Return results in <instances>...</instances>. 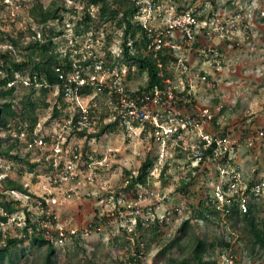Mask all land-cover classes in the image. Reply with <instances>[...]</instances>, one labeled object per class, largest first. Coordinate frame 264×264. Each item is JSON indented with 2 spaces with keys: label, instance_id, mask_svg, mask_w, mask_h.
<instances>
[{
  "label": "rangeland",
  "instance_id": "1",
  "mask_svg": "<svg viewBox=\"0 0 264 264\" xmlns=\"http://www.w3.org/2000/svg\"><path fill=\"white\" fill-rule=\"evenodd\" d=\"M133 1L140 8L141 0ZM156 2L167 9L172 7V12L177 14L194 8L199 19L212 14L227 18L241 15L233 34L213 39L221 67L216 71L213 66L207 65L210 72L207 73L208 85L196 83V86L202 85L199 102L207 103L205 106L211 109L222 107L213 118L211 127L214 132L237 140L240 151L230 170L241 174L247 187L246 206H254L256 219L264 222V191L258 197L250 193L251 188L264 183V143L244 148L248 137L264 129V0ZM37 3L44 8H60L62 20L50 22L48 26L60 33L53 39V50L60 54L61 59L64 54H70L71 62H76L85 72L87 64L92 67L94 61L101 60L105 69L114 70L122 76L126 89L136 93L145 87L146 75H140L134 64L129 68L124 58V64L121 61V29L112 23L100 25L96 20L97 9L88 6L87 0H0L1 53L8 47L4 35L15 37L21 34L23 43L40 38L41 27L30 17V9ZM86 13L92 18L88 29L83 24L79 25ZM201 44H206L204 38ZM15 58L22 60L23 56L16 53ZM195 69L192 68V73L199 72ZM27 74H18V80H27ZM176 74L185 79V75ZM13 85L14 94L0 102L10 101L12 108L19 113L26 109L25 99L30 97L34 109L28 114L33 113L37 119L35 135L47 142L58 140L64 143L60 158L54 157L47 145L48 149L42 152L16 147V152L25 162L0 159V203L6 199L18 202L16 213L9 217L13 221L3 223L0 230L5 237L20 241L8 249V255L0 260V264L43 263L47 247L33 244L30 229L24 231L26 219L30 223L41 220L42 208H47V216L53 218L65 232L64 241L53 244V264H126L138 242L144 244V258L139 264H179L183 258L191 257L197 238L207 244H216L223 238L232 247L240 264H264V250L250 242L251 237L243 223L235 219L230 221L225 212L217 208L214 192L219 172L215 162L204 161L194 166L190 153L177 149L167 159L160 177L156 176V172L148 178L145 188H136L143 197L150 190L167 194V199L159 203L160 209L156 213L163 216V222L158 221L155 229L143 228L136 234L132 233L131 219L126 218L125 213L128 204L130 206L134 201V194L123 190L129 179L128 173L135 175L147 156L151 160L156 158V146L147 132L136 123L132 124V128L117 123L96 136L101 126L114 123L115 100L106 95V90H92L88 97L83 98L82 105L89 108L94 125L86 133L87 137H81L70 125L78 112L75 102H60L56 89L44 95L35 88L30 94L31 89L21 81ZM199 107L204 106L199 104ZM191 108L187 109L190 111ZM54 110L57 111L56 117ZM28 114L24 116L27 123ZM14 121L4 125L8 131H1L0 137L15 133ZM69 159L75 162L74 174L66 180L57 178L55 182L57 172L51 167L52 160L61 167ZM4 179L23 185L31 196L2 192ZM145 203L137 206L141 208ZM199 213L204 214L206 219L200 218ZM2 214L0 209V217ZM184 223L187 227L183 230ZM41 228L38 226L36 233L43 235ZM72 229L76 231L75 235L69 233ZM176 237L180 238L179 244L157 262L154 261L155 255ZM3 241L0 245L4 244ZM218 250L217 247L214 252L207 249L206 254L216 261ZM210 258L205 257L206 260Z\"/></svg>",
  "mask_w": 264,
  "mask_h": 264
},
{
  "label": "built area",
  "instance_id": "2",
  "mask_svg": "<svg viewBox=\"0 0 264 264\" xmlns=\"http://www.w3.org/2000/svg\"><path fill=\"white\" fill-rule=\"evenodd\" d=\"M206 1V0H204ZM138 12L134 21L140 24L146 33L147 52L157 56L162 50H166L173 61L167 67L169 77L164 80V86H154L153 88L142 90L136 93L126 89L122 76L103 67V61H94L93 66L86 65L87 72L80 69L76 62L68 72H64L62 67L57 68L59 79L63 81L65 101L75 102L79 117L75 126H71L75 131L89 132L94 125L93 117L87 106L82 105V100L88 95L80 94L83 87H91L96 92L106 90V95L115 100L113 105V119L118 120L120 125L132 128V124L139 125L141 130H145L156 146V158L150 171L149 177L156 174L161 176L162 168L167 159L171 158L177 149L188 151L192 160V165L198 166L204 161L215 162L219 172V182L215 187V199L217 208L228 212L226 208L235 206L242 213H246V183L243 182L241 174L235 170H230L240 151L237 140L229 135H220L213 129L212 120L217 115L221 106L214 109L193 105V86L186 87V81L190 82L191 77L196 83L208 85V74L201 70L192 73L193 62L201 60L203 65L213 66L214 70L221 67L218 49L212 44L214 38H224L234 33V28L241 15L224 17L220 14L206 16L203 19L197 17L194 8L173 13L172 7L167 9L155 0H141ZM171 11L170 14L167 13ZM264 12V10H263ZM262 12V14H264ZM157 21L158 24H153ZM202 36L206 44H201L198 37ZM197 41L199 42L196 46ZM211 41L210 44H207ZM129 45V44H128ZM65 55V54H64ZM122 57V48L120 50ZM192 58H195L192 60ZM123 64V57L121 58ZM192 60V61H191ZM92 64V63H91ZM161 68V64H159ZM185 75V79L177 76L176 73ZM175 73V74H174ZM203 73V74H201ZM125 74V71L123 72ZM29 80H24V85H28ZM57 90V89H56ZM191 108L189 111L187 108ZM71 124V123H70ZM35 134V133H34ZM21 141H26V133L19 136ZM64 143V142H63ZM62 142L51 140L46 143L44 138H36L32 143L26 142L25 149L42 152L47 150V145L51 148L54 157H62ZM264 143V129L257 130L253 135L245 140L244 148H251L255 144ZM50 151V150H49ZM72 154L71 151H66ZM49 159V158H48ZM50 159L52 157L50 156ZM56 164L52 160L51 166L57 172L54 181L66 180L74 174L75 162ZM148 177V178H149ZM148 180V179H147ZM147 185V184H146ZM141 187V186H139ZM264 191V183H260L250 189V193L258 197ZM16 191H11L14 195ZM167 194H161L152 190L146 192V196L141 194L133 201L126 210L125 216L132 223L130 231L134 233L138 219L142 225H150L155 221L162 223L163 216H157L160 209L159 203L167 199ZM149 200V202H146ZM141 202H146L144 206H137ZM13 219L8 218L7 223ZM3 227V223H0ZM44 237L52 244L62 243L65 239L64 229L53 223H44ZM71 235H75L74 229L69 230ZM138 249V250H137ZM144 258V244L138 242L134 253L127 258L126 264H139ZM216 264H240L232 251V247L218 250L216 253Z\"/></svg>",
  "mask_w": 264,
  "mask_h": 264
},
{
  "label": "trees",
  "instance_id": "3",
  "mask_svg": "<svg viewBox=\"0 0 264 264\" xmlns=\"http://www.w3.org/2000/svg\"><path fill=\"white\" fill-rule=\"evenodd\" d=\"M87 3L88 6L90 5L97 9L96 20L100 25L112 23L121 29L122 57L129 65V68L134 64L138 73L140 75L145 74L147 77L145 87L139 91L147 90L154 86L163 87L164 80L169 77L167 67L173 59L166 50L159 52L156 57L150 52H147L146 31L140 24L134 21V17L139 8L135 5L134 1L87 0ZM30 17L41 27L40 38H34L27 43H23L21 34L15 37L12 35H4L8 42V47L2 53L0 52V100H5L14 94V82L21 81L23 83L24 80H18V74L24 75V73H28L27 79L29 80V84L26 85V87L31 89L30 94L34 93L35 88L41 90L44 95L52 89H57V99L60 100V102L65 101L64 84L63 81L59 79V73L56 72V69L62 67L64 72H68L72 67V62L70 60L71 56L66 53L61 59L60 54L54 52L53 39L57 38L60 33L55 32L53 28L48 26L50 22H59L62 20L60 8H44L43 5L37 3L30 9ZM91 20L92 18L90 15L86 13L79 21V25L83 24L85 28L88 29L87 27ZM0 41H2V39H0ZM198 44L199 42L197 41L196 46H198ZM16 53L21 54L23 59L16 60ZM159 64H161V68ZM92 90L93 88L91 87H83L80 89L79 93L88 95ZM25 104L26 109L23 112L16 113L10 101L6 100L5 102H0V132L5 129V131H8L4 125L7 124V122L11 123V121L15 120V133L0 137V159H9L12 162L18 163L25 162L20 154L16 152V147L25 148L27 145L26 142L32 143L37 138L34 134L37 119L33 116L32 112V114H28L29 110L31 111L34 109V103L31 101L30 97H27L25 99ZM25 114H28V123L24 119ZM53 114L56 117L57 111L54 110ZM78 117L79 111L77 115L72 118L71 126L76 125ZM117 123H119L118 120H115L110 126H101L98 131L99 134L96 136L101 135L109 128H113ZM22 132L26 133V141H21L19 139ZM86 133L85 131L78 132L81 137H87ZM44 140L46 143H49L46 139ZM153 165L154 160H151L150 157L147 156L144 161H142L135 175L128 173L129 179L126 180L123 192L133 193V199L135 200L139 196V192L136 191L137 186H141L142 188L147 186L146 182ZM163 173L164 171L162 170V174ZM7 191H16L27 197L31 196L23 185L14 180L4 179L2 180V192ZM117 194H115V197H118ZM112 197L115 198L114 196ZM41 203L45 206L44 200L41 199ZM15 205L17 206L18 202H13L10 199H6L0 203V209L3 213L0 217L2 223L7 222V219L16 213ZM226 209L228 211L226 213L228 219L230 221L235 219L236 221L242 222L245 230H247L251 237L250 242L254 246H258L260 249L264 250V222L256 219L254 206H248L246 213H242L235 206ZM46 210L47 208H42L43 215L40 218L41 220L38 219L39 221L30 223L29 220L26 219L24 231L27 232L28 228L30 229L32 233L31 242L33 244L47 247L42 264H53V257L55 256L53 244L50 243L44 235L36 233L38 226H42L44 223L51 222L55 225L54 219L47 216ZM126 210L129 211V209ZM199 217L206 219V216L202 213H199ZM157 225L158 221H155L143 227L142 221L138 219L134 233L140 232L143 228L155 229ZM186 225L187 223H184L183 230L187 227ZM233 227H235V224ZM41 232L44 234V229L41 228ZM6 238L7 237H5L0 230V241L4 240V244L0 245V260L8 255V249L11 246L15 247L20 242L15 238ZM179 242V237L174 238L155 255L154 261L157 262L163 255L170 252L175 245H178ZM216 247L222 251L230 248V244L223 238L219 239L216 244H207L205 240L197 238L191 250V257L183 258L179 264H216V261L211 260L210 256L206 254L208 252L207 249L214 252ZM206 256L210 259L206 260Z\"/></svg>",
  "mask_w": 264,
  "mask_h": 264
},
{
  "label": "crops",
  "instance_id": "4",
  "mask_svg": "<svg viewBox=\"0 0 264 264\" xmlns=\"http://www.w3.org/2000/svg\"><path fill=\"white\" fill-rule=\"evenodd\" d=\"M198 41L201 43L203 41V37L199 36L198 37ZM193 67H196L195 70H198L199 72H201V70L206 71L207 73H210L208 71L207 65H203L201 60H197L196 62H193ZM210 70V69H209ZM197 72V71H196ZM203 74V73H201ZM210 75V74H209ZM190 82H187L186 87L187 89L189 88V84H191L193 86L191 93L193 94V102L195 103L196 106H199V104L203 105L204 107H208L205 106L206 104H203L202 102H199V98L201 97V90H202V85H198L196 86V80L194 78L191 77ZM200 84V83H199ZM200 96V97H199ZM202 100V99H201ZM211 129H213V127L207 128L208 131H210Z\"/></svg>",
  "mask_w": 264,
  "mask_h": 264
}]
</instances>
